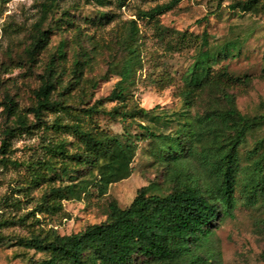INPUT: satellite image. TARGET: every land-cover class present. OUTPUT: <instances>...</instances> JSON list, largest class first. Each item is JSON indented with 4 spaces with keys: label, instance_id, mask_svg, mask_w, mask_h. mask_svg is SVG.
<instances>
[{
    "label": "rangeland",
    "instance_id": "obj_1",
    "mask_svg": "<svg viewBox=\"0 0 264 264\" xmlns=\"http://www.w3.org/2000/svg\"><path fill=\"white\" fill-rule=\"evenodd\" d=\"M171 1L106 0L98 4L92 0H0V160L6 157L16 162L6 166L0 163V216L33 213L53 186L74 179L76 183H92L81 200H64L61 211L36 212L39 224L31 216L28 224L33 225L0 228V264H28L30 259L45 257L15 246L17 237L51 228L60 235L79 233L106 221L111 201L127 208L145 186L168 194L176 171L209 181L200 159L207 140L194 141L195 149L179 161L166 157L156 141L136 142L130 177L109 186L106 194L95 181L97 169L70 162L69 175L61 174L60 167L67 159L51 152V146L64 142L67 154L83 152L85 146L73 130L59 126L80 124L83 130L122 139L126 132H140L137 122L112 119L102 112L119 105L107 98L130 68H137V73L127 106L137 104L146 110L155 109V113L172 114L183 109L181 93L188 69L195 64L210 65L211 53L221 55L226 49L213 65L214 72L225 74L226 91L241 113L264 115V0H256L255 11L250 12L232 6L251 0H182L163 15L153 19L142 16ZM51 2L52 10L44 11L43 4ZM38 26L50 31L49 40L31 59L28 52ZM128 44L137 48L136 56L127 52ZM76 60L82 74L75 72ZM50 69L56 72L59 83L53 97L69 108L48 112L39 125L5 137L4 132L15 126L16 119L5 111V103L10 98L26 113L34 106L35 91ZM212 101L220 106L225 103L221 92L208 91L191 113L202 114ZM92 107L100 111L86 116L85 110ZM29 119L33 126L34 119ZM143 124L165 134L180 126L179 120H143ZM263 136L264 128L251 132L241 148L244 169L236 189L237 206L232 217L220 213L213 223L212 250L206 252L210 260L215 256L210 264H264V195L255 205L247 203L242 181L249 163L246 154ZM5 138L9 146L4 155L1 148ZM50 161L57 168L50 175L52 181L34 184V175L48 176L43 164ZM135 263L144 260L138 257Z\"/></svg>",
    "mask_w": 264,
    "mask_h": 264
},
{
    "label": "trees",
    "instance_id": "obj_2",
    "mask_svg": "<svg viewBox=\"0 0 264 264\" xmlns=\"http://www.w3.org/2000/svg\"><path fill=\"white\" fill-rule=\"evenodd\" d=\"M92 1L103 4L106 0ZM180 1L182 0H172L143 12L142 16L153 19L171 10ZM255 1L236 3L232 7L242 12L255 11ZM53 7L54 2L43 4L44 11L52 10ZM49 33V30L37 27V35L28 52L31 59H35L46 48ZM204 39H207L206 33ZM126 50L132 57L139 53L134 44H128ZM225 52L226 49L223 53ZM221 55L211 53L210 65L195 64L188 69L181 93L183 109L172 114L155 113V109L146 110L137 104L130 108L127 106L129 90L135 84L137 73V68H130L121 76L107 98L119 105L102 112L112 119L137 122L140 132L135 135L126 132L122 139L118 135L83 130L80 124L59 126L73 130L85 146V151L67 154L64 142L50 148L51 152L64 155L67 159L64 166L60 167L62 175H69L71 172L68 166L70 162L76 166L97 169L95 181L101 193L106 194L109 186L130 177L131 163L137 152L136 142L156 141L163 147L166 157L179 161L195 149L194 141L204 143L207 140L208 144L203 146L200 159L209 181L202 182L195 176L176 171L170 180L172 188L168 194L154 192L152 185L142 187L127 208L120 207L115 200L111 201L107 220L89 225L79 233L60 235L56 229L51 228L31 232L26 237H17L14 240L15 246L45 255L42 259H30L28 264H137L135 259L138 257L144 260L142 264L211 263L215 256H211L210 260L206 257V252L212 250L213 223L220 213L232 217L237 206L236 189L244 169L241 148L251 132L264 128V115L249 117L241 113L233 97L226 91L225 74L214 72L213 65L219 62ZM74 64L75 72L82 74L80 63L76 60ZM58 84L56 72L50 69L35 91L34 106L26 113L9 98L5 103V111L16 119L15 126L4 132L5 137L39 125L48 112L67 110L69 106L53 97ZM212 90L221 92L225 103L220 106L212 101L205 112L193 115L191 109L206 92ZM99 111L92 107L84 113L92 117ZM30 116L34 119L33 126L29 124ZM143 120H149L150 123L152 120H179L180 126L168 134L158 133L150 124H143ZM8 146L5 138L1 148L4 155L7 154ZM246 160L249 163L245 167L247 171L244 179L242 178L247 192L246 201L255 205L259 197L264 195V136L247 152ZM0 163L4 166L8 163L16 165V162L6 157ZM43 166L48 176L34 175L33 183L36 185L40 184V180L51 182L50 175L57 171L51 161L44 162ZM75 181L76 179L60 187H51L33 213L22 216L3 213L0 216V228L33 225V222L28 224L31 216L32 221L39 224L36 212H59L64 200H81L92 183Z\"/></svg>",
    "mask_w": 264,
    "mask_h": 264
}]
</instances>
